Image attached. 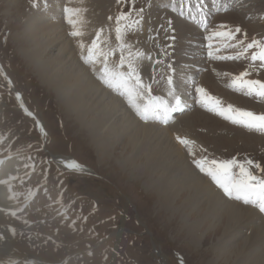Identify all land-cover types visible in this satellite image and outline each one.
I'll return each mask as SVG.
<instances>
[{
    "label": "rangeland",
    "instance_id": "374dc122",
    "mask_svg": "<svg viewBox=\"0 0 264 264\" xmlns=\"http://www.w3.org/2000/svg\"><path fill=\"white\" fill-rule=\"evenodd\" d=\"M37 1L39 0H0V157L2 156L0 160L8 157L13 160L15 166L13 170L16 171L13 186L22 212V214L16 212L19 210L18 206L13 210L16 212L15 215L4 212V209L1 212V208L4 207L0 204L2 225L8 229L13 228L12 224L15 226L8 247L14 260L8 261L7 264H27L22 257L38 258L43 261V264H226L225 261L217 260L216 254L208 257L204 255L208 250L211 251V244L214 242H210L208 246L199 247L188 238L189 228L197 226L196 223L181 225L180 216L165 211L156 202L153 190L144 186L142 180L144 178L129 167L130 170L123 162L122 143H118L114 150L106 154L98 153L87 130L76 121L74 115L66 112L59 104L56 95L40 82L35 71L26 64L20 53L26 47L23 44L25 36L21 33L24 26L23 19L28 11L34 10L42 2V0ZM99 1L105 4L107 12L105 11L106 17L104 16L102 25L104 31L102 29L95 37L99 46L97 51L106 53V59L105 56L101 57L115 66L120 65L121 55H123L125 65L130 63L136 73L143 74L140 75L143 83L150 84L152 90L151 95L144 91L143 101L151 103L154 101L153 97L159 101L158 97L168 94V102L165 104L172 107L170 97L183 96L185 103L184 108L182 107L183 111L170 115L175 119L172 123H177V128H179L177 121L195 111L210 116L218 122L223 120L213 116L215 113L212 114L209 110L211 108V106L208 107L209 104L200 103L196 88L201 87L204 74L209 73L214 81H218V85L221 84L216 90H212V86L211 88L205 86L203 88L205 94L212 97L210 102L219 101L224 107L230 104L238 108L235 107L236 102L232 103L227 92L242 96L240 89L232 85V79L240 72L247 70L250 73L247 79L264 81V69L258 73L254 70L259 66V61H251L250 53L254 51L258 53L259 46L237 57L238 53L244 52L239 42H243V46L246 47L248 42L256 40L260 42V46H264V0H212L211 2L204 0L206 9L202 0L199 3L193 0L191 17L203 22L202 19L205 16H213L211 19L205 18L206 22L202 24L193 21L194 25L198 24L197 32L208 40V43L200 47L199 54L194 52L195 47L192 46L195 45L196 39L191 40L188 36L186 39L182 35L180 39L175 35L177 29L173 21L169 23L172 24L170 29H174L175 33L170 29H164L162 18L168 15V6L151 9L150 0H120L119 3L117 0ZM161 2L164 4L165 0ZM215 2H218V6L211 5ZM220 8L222 10L218 11L217 9ZM213 9L216 10L215 14ZM222 11L223 15L217 18ZM229 11L233 13L235 19L232 17L231 20H227V17L231 16L228 15L231 13H228ZM91 12L98 13L99 8L92 9ZM121 12L126 15L117 25L116 17ZM65 16L66 13H64L63 21ZM222 25L234 33L233 38H221L214 35V30H224L221 28ZM117 26L121 28L120 41H117L115 36L114 29ZM236 26L240 28L239 33H235ZM100 34L104 36L102 39ZM174 35L175 39H172ZM223 45L224 48L214 52L210 62L205 60L209 52ZM173 46L178 47V50L183 49L182 59L176 60V64L174 62L169 67L166 61L174 58L173 53L170 54ZM155 47L159 48L155 49ZM50 52V54L54 53L51 50ZM163 53L167 54L163 55ZM218 56L234 58L217 59ZM157 59L161 62L155 63ZM217 63L225 64L226 68L220 70L214 68L213 65ZM121 70L127 71V67ZM176 72L180 79L170 84V88H168V81L164 86L156 80L162 74L166 76L164 80H168L169 76L175 79L173 76ZM222 73L225 76L228 75L230 79H222ZM133 84L134 91L141 97L140 90L134 81ZM242 97L245 101L243 108L240 109L264 114V99L246 94ZM200 106H205L204 110H201ZM182 112L186 116H183ZM151 118L157 119V123L161 124L163 113L158 114L157 111ZM164 123L167 124V122ZM227 123L217 125L218 129L215 132L221 131V134L226 135L225 137L231 138L232 136L228 135L229 132L241 130L237 127L242 125L229 121ZM195 125L198 127V124ZM199 125L198 130L197 127L192 130L194 136L187 133L177 134L182 139L190 136L191 141L186 154L188 152V155L197 154L200 159L207 158L209 164L213 158L219 161L235 159L243 163L253 175L264 178V133L244 127L242 130L246 132L247 137H236L232 139L231 146L225 148L226 146L221 147L213 140L206 144L203 140L201 142L199 134L208 136L218 134L209 129L210 126ZM158 128L161 129L159 125ZM236 134L239 135V133ZM244 141L245 143H242ZM58 157L69 159L57 160ZM248 160H252L254 164L247 165ZM66 163L69 166L73 164L87 166L91 169V173H78L62 168ZM255 164H259L260 167L256 168ZM192 167L206 177L193 165ZM237 171L238 169H233V172ZM206 178L213 183L212 186L216 190L222 193L210 177ZM30 192L31 196H29ZM258 203L257 201L255 204L257 206L250 203L247 208L264 219V213L259 211ZM211 228L206 227L202 229L203 231H196L197 234L199 233L197 236H202L203 233L202 238H205L206 233L212 230ZM246 236H248V229L232 245L240 244ZM202 238L198 241L201 242ZM102 239L103 241L100 242ZM36 261L35 264L40 263Z\"/></svg>",
    "mask_w": 264,
    "mask_h": 264
},
{
    "label": "bare ground",
    "instance_id": "6f19581e",
    "mask_svg": "<svg viewBox=\"0 0 264 264\" xmlns=\"http://www.w3.org/2000/svg\"><path fill=\"white\" fill-rule=\"evenodd\" d=\"M161 1L162 0H151L150 8H164L165 6L174 4V0H165L164 4H162ZM66 8L69 10L67 13L64 12ZM98 8V13L91 12L92 9L97 10ZM105 11V4L99 0H42L34 10L28 11L27 16L23 19L24 26L21 33L25 36L23 44L26 47L20 52L21 56L26 61V64L35 71V75H37L40 82L56 95L59 104L66 112L74 115L73 117H75L76 121L87 130L86 132H88L91 142L98 153L102 155L106 154L110 150H114L118 143H122L121 152L123 153V162L128 168L130 167L135 173L139 174L140 177L144 178L142 179L145 184L144 186L153 190L156 202L165 211H170L171 214L180 216L181 225L196 223L197 226L195 227L189 226V232L187 233L188 238H190L191 241L193 240L192 242H194V244L196 243L199 247L208 246L210 242H214V244H211V251L208 250L204 255L208 257L216 254L218 257L217 260L220 259L222 262L225 261L226 264H264V219L258 214L255 215L254 212L249 211L247 206L239 202L230 201L229 198L222 196L223 193L212 186L213 183L208 181L206 175V177L200 175L198 171L192 167V160H199L200 157L197 154L198 157L191 153L188 155V152L186 154V149L189 147L191 141L189 137L194 136L192 130L197 127L195 124H198V127L200 126L199 124H201V126H210L211 128L209 129L215 132L218 129V127L216 128L217 125L226 124L229 120L212 113L214 114L213 116L223 119L218 122L199 111L192 112L189 116L177 121L179 122V128L176 126L177 123H172L174 119L170 118V115L165 119L163 114L161 124H158L156 119H151V115L147 121L140 119L136 109H142L147 101H143L135 92L133 93L132 100L129 101L125 89L103 83L102 70L107 67V69L112 72L116 71L118 66L107 63L105 59L100 56H95L93 60L85 62L88 56V48L103 29L102 25L104 24V16L106 15ZM213 12V14H215L216 10L213 9ZM230 12L231 11L228 13ZM64 13H66V16L63 21ZM228 15L231 16H228L227 20H231L232 17L235 19L232 12ZM194 22L199 23L195 19ZM176 25L177 36L180 39L185 35V32H191L192 30L190 26L181 21H178ZM71 32H77L79 35L72 36L70 35ZM214 32L216 31L214 30ZM65 33H67V35H65ZM199 36V33H195L196 39H198ZM103 37L101 35V39ZM130 39L133 38L130 37ZM146 41H148V39ZM199 47L200 45L195 46V48ZM158 48L155 47V49ZM50 50L54 51V53L50 54ZM192 50L193 49H191V51ZM175 59L180 60V58ZM187 62L190 63L189 61ZM213 67L219 70L221 68H226L225 64L218 63L214 64ZM121 71L127 72L125 70ZM226 73L227 72H225V74ZM227 74L229 75V73ZM227 76L222 73V79L228 80L231 75H229V77ZM164 79L165 75L162 74L156 80L161 85L165 86L166 80ZM202 81L203 88L205 86L211 88L212 86V90L220 88L221 85H218V81H214L209 73L202 76ZM133 85V81H130L128 87L134 89ZM168 88H170V84ZM239 92L243 96L246 90L240 89ZM227 93L232 103L236 102L235 107L243 108V102L245 101L244 97L232 92ZM217 94L220 95L219 93ZM163 97H165V95L158 97L160 98V102H163ZM166 101H168V99ZM200 108L204 110L205 106H200ZM224 120H226V122ZM164 122L169 123L163 126ZM147 123H149L150 126ZM158 125L161 129L158 128ZM227 125L229 124L227 123ZM237 128H241V130H235L239 135L235 132H229L230 134L228 133V135L232 136L231 138L225 137L226 135L221 134V131L215 132L218 135H199L201 137V142L203 140L205 144L213 140L219 143L221 147L226 146L225 148H228L232 144V139L236 137H247L245 135L246 132L242 130L244 126ZM185 133L190 136L186 138L188 143L183 145L177 141V134L185 135ZM243 140L242 138V141ZM242 143H245V141ZM246 144H248V142ZM60 159L67 160L69 158H57V160ZM4 161L5 163L0 165L1 180H7L9 176L14 177L10 174L14 171L13 169L15 167L12 158ZM62 168L73 170L78 173H91V169L81 165H79V167H72L66 163ZM13 181L14 179L10 180V185H0V201L2 202V206L4 209H9L11 211L18 206L14 195ZM0 226V237H3V239H0V264H7L8 261L12 262L14 260V256L8 251L10 244L9 239L11 238L13 230L8 229L4 225ZM206 227H212V230L206 233L205 238H202L203 233L201 234L202 236H197L199 233L197 234L196 231ZM247 229L248 236L244 237L240 244L232 245L237 238L240 239L242 237V233H245ZM200 238H202L201 242L198 241ZM26 258L33 262H37L36 260H38V262L43 264V261H40L38 258Z\"/></svg>",
    "mask_w": 264,
    "mask_h": 264
},
{
    "label": "snow or ice",
    "instance_id": "6c2138e0",
    "mask_svg": "<svg viewBox=\"0 0 264 264\" xmlns=\"http://www.w3.org/2000/svg\"><path fill=\"white\" fill-rule=\"evenodd\" d=\"M120 0H117L119 3ZM35 6V5H34ZM69 10L66 8L65 12L67 13ZM126 13L121 12L119 16L116 17L117 25L120 24V21L124 18ZM109 19H112L109 17ZM221 31H216L214 35L216 37L221 38H233L234 33L227 29L226 26H221ZM116 39L117 41L121 40V28L119 26L116 27ZM240 28L237 27L235 29V33H239ZM70 35L77 36L79 33L71 32ZM174 38V37H173ZM241 43V47L244 48L243 53H238L237 57L247 53L250 49H255L259 46V52L251 53V61L256 62L259 61V66L254 70L258 73L261 69H264V46H260V42L256 40H252L247 44L246 47L243 46V42ZM123 47V45H121ZM97 41L93 40L91 46L88 48V56L85 60L91 61L95 56H105L106 53L98 52ZM217 51H219L217 49ZM167 53H163L166 55ZM212 53L209 52V56ZM217 59H233L232 56L222 57L218 56ZM161 61L157 59L155 63H160ZM127 67V72L121 71L120 69ZM170 67V66H169ZM250 73L245 70L239 73L233 80V87L246 90V95L252 96L255 95L258 99H264V81L259 79H247ZM102 79L103 83L109 86H117L126 90L129 101L133 98V89L128 87L130 81H134L136 87L140 90L141 98L142 94L146 90L149 95H151V85H145L138 73L132 68L131 64L125 65L124 56L121 55L120 65L118 66L116 71L110 72L107 67L102 70ZM168 83L172 84V77H168ZM196 93L200 98V103L207 105L210 101H212V97L205 94V90L201 87L196 88ZM17 98H19V93H17ZM153 100H156L153 97ZM160 109L163 111L165 119L169 117L171 113H177L183 111L181 100L179 97H176L175 104L169 108L167 104H163L162 102L156 103H148L142 109L137 108L136 112L140 119L147 121L150 115L155 114L157 110ZM213 113L218 116L223 117L226 120L231 121L233 124L242 125L248 129H255L261 133H264V114H256L253 111L244 110L240 108H234L232 105H228L226 107L222 106L219 101H215L212 103L211 108L209 109ZM157 119L159 116L157 115ZM177 141L183 145H186L188 141L186 139H182L177 137ZM4 160H0V165L4 164ZM193 166L199 170L200 173L211 178L213 182L217 185L219 189L222 190V193L225 197L229 199H235L237 201H242L245 204L252 203L256 204L257 201L259 211L264 213V178H259L252 174V172L248 171L245 168L243 163L238 162L235 159H229L224 161H219L215 158L211 159L210 164L207 158H201L199 160L193 159ZM247 165L252 166L254 162L252 160L246 161ZM208 165V167H206ZM256 168H259V164L254 165ZM72 167H79V165L73 164ZM238 169L237 172H233V169ZM15 179V177H9L7 180H0V184H9V181ZM32 193H29L31 196ZM27 199V197H26ZM15 215V213H13ZM3 239V237H0Z\"/></svg>",
    "mask_w": 264,
    "mask_h": 264
},
{
    "label": "trees",
    "instance_id": "16d2710c",
    "mask_svg": "<svg viewBox=\"0 0 264 264\" xmlns=\"http://www.w3.org/2000/svg\"><path fill=\"white\" fill-rule=\"evenodd\" d=\"M177 263V262H176ZM178 264V263H177Z\"/></svg>",
    "mask_w": 264,
    "mask_h": 264
}]
</instances>
